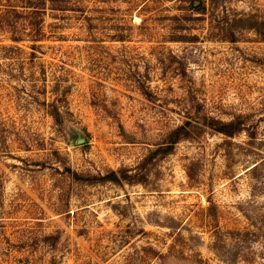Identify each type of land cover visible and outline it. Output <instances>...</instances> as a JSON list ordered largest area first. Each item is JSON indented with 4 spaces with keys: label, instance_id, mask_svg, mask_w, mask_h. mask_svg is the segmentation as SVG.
<instances>
[{
    "label": "rangeland",
    "instance_id": "rangeland-1",
    "mask_svg": "<svg viewBox=\"0 0 264 264\" xmlns=\"http://www.w3.org/2000/svg\"><path fill=\"white\" fill-rule=\"evenodd\" d=\"M207 1L0 0V264H264V0Z\"/></svg>",
    "mask_w": 264,
    "mask_h": 264
},
{
    "label": "trees",
    "instance_id": "trees-1",
    "mask_svg": "<svg viewBox=\"0 0 264 264\" xmlns=\"http://www.w3.org/2000/svg\"><path fill=\"white\" fill-rule=\"evenodd\" d=\"M48 0H26L22 7L26 9L18 8V5L12 3V0H8V3H4L5 8L2 10V13L5 15L6 19L12 20V15L14 16V21H8L11 24H16L19 16H25L31 20L32 25H41L42 23V11L45 8V5ZM28 2V4H26ZM193 8L201 12L210 11L213 7V2L208 3L207 0H191ZM41 36V35H40ZM41 39V38H37ZM204 123L206 126L214 129L215 131L223 132L227 135H234L237 131L242 128V120L240 117H234L230 120H224L222 118H217L209 114L203 115ZM195 121V122H194ZM193 116L188 115L186 119L174 127L170 133L168 139L160 145L156 150L157 152H168L174 146V144L179 141L181 138L190 135V128L192 123H201L197 119H194ZM78 174V171H75ZM100 179L112 180L118 183L124 182L127 178L131 177V174L126 168L120 167L118 169H110L105 175L98 176Z\"/></svg>",
    "mask_w": 264,
    "mask_h": 264
},
{
    "label": "water",
    "instance_id": "water-1",
    "mask_svg": "<svg viewBox=\"0 0 264 264\" xmlns=\"http://www.w3.org/2000/svg\"><path fill=\"white\" fill-rule=\"evenodd\" d=\"M85 140H86L85 137L78 136L75 141H76V143H83Z\"/></svg>",
    "mask_w": 264,
    "mask_h": 264
}]
</instances>
